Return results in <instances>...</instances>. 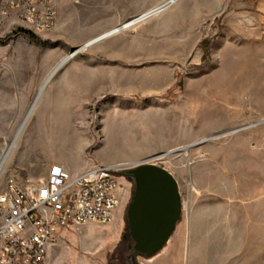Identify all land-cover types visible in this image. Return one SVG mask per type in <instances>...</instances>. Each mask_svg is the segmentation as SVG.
<instances>
[{
  "label": "rangeland",
  "instance_id": "374dc122",
  "mask_svg": "<svg viewBox=\"0 0 264 264\" xmlns=\"http://www.w3.org/2000/svg\"><path fill=\"white\" fill-rule=\"evenodd\" d=\"M163 1L64 2L50 32L14 17L0 28V161L14 144L0 187L45 179L56 164L72 176L122 167L113 222L64 230L47 264H264V0H182L80 51ZM60 109L69 127L52 122ZM148 114L160 117L142 125ZM165 122L138 148L114 128L150 136ZM140 164L167 171L181 204L150 257L134 252L128 224L135 183L126 175ZM226 237L231 253L205 261L201 243Z\"/></svg>",
  "mask_w": 264,
  "mask_h": 264
},
{
  "label": "built area",
  "instance_id": "2783aa9c",
  "mask_svg": "<svg viewBox=\"0 0 264 264\" xmlns=\"http://www.w3.org/2000/svg\"><path fill=\"white\" fill-rule=\"evenodd\" d=\"M64 2L78 0H0V28L14 17L34 32H50ZM121 168L98 164L72 176L56 164L38 181L10 177L0 187V264H47L64 230L111 224Z\"/></svg>",
  "mask_w": 264,
  "mask_h": 264
},
{
  "label": "water",
  "instance_id": "95a60500",
  "mask_svg": "<svg viewBox=\"0 0 264 264\" xmlns=\"http://www.w3.org/2000/svg\"><path fill=\"white\" fill-rule=\"evenodd\" d=\"M126 176L135 183L128 210L133 249L140 256L150 257L169 241L180 219L177 184L167 171L153 165L140 164Z\"/></svg>",
  "mask_w": 264,
  "mask_h": 264
},
{
  "label": "crops",
  "instance_id": "0c3cea01",
  "mask_svg": "<svg viewBox=\"0 0 264 264\" xmlns=\"http://www.w3.org/2000/svg\"><path fill=\"white\" fill-rule=\"evenodd\" d=\"M51 114H52V112L50 111V115ZM57 115H59V117H57ZM123 117H127V116L124 115ZM159 117L160 116L157 117L154 114L153 115L152 114H148L143 119L144 122H143L142 125H148V124L149 125H153L154 122ZM71 118H72V116L69 113H67L65 110H62V109H60L58 113H54V111H53V115H51L52 122L56 126H61L62 125V126L69 127V125L71 123ZM114 125H116V124H114ZM165 125H166V122L161 125L163 127L162 129H165V130H163L164 132L163 131L162 132L161 131H157V132L151 133L150 136H142L141 134H139L137 132V130H136V126L131 124V123H125V125H122V126L116 125L114 128L119 129L117 131V135H119L122 138V140H125V141H127L129 143V141L131 139H135L136 140L135 143H138V145L134 146V144H133L132 146L138 148V147H141V146L143 147V146L147 145L149 143V141H151V139L156 138L158 135H161V133H165L166 130H167L165 128ZM68 133H70V132H66L65 134H68ZM235 243L236 242H234V240H232L230 237H226L222 241H219V242L216 241L215 243H211V248H212L211 249V253L212 252L224 253L225 256H227L228 253L229 254L231 253V249L230 248L232 247V245H237ZM217 246H219V249L223 248L224 252L217 251L216 249H213V248H217ZM212 261H214V259Z\"/></svg>",
  "mask_w": 264,
  "mask_h": 264
},
{
  "label": "bare ground",
  "instance_id": "6f19581e",
  "mask_svg": "<svg viewBox=\"0 0 264 264\" xmlns=\"http://www.w3.org/2000/svg\"><path fill=\"white\" fill-rule=\"evenodd\" d=\"M180 1H182V0H165L160 5H158L157 7L149 10L148 12L143 14L142 16L134 18L131 21H129L128 23H126L124 25H121L120 27H118L116 29L110 30V31H108V32H106V33H104V34H102V35H100V36H98V37H96V38H94L92 40H89V42H87L80 51L86 50L87 48H90V47H93V46H95L97 44H100V43L104 42L105 40L115 36L116 34L122 33L124 31L130 29L131 27H133V26H135V25H137V24H139V23H141V22H143V21H145V20H147L149 18L158 17L161 14H163L164 12H167L168 10H170L173 7L177 6L178 3H180ZM75 56H76V54H73L72 56L69 57V60L73 59ZM67 61L68 60L63 61L60 64V66L55 70L54 73H57L59 68L63 67V65H65V63ZM34 108H35V105L33 106L32 110H34ZM135 141H136L135 139H131L129 141V144L130 145L134 144V146L138 145V143H135ZM13 147H14V144L10 148H8L6 151H4L3 157H2V159L0 161V172L3 169L7 159L9 158ZM211 249L212 248H211L210 241L201 243L200 252H201V255L204 256L205 261L209 260L211 258Z\"/></svg>",
  "mask_w": 264,
  "mask_h": 264
},
{
  "label": "trees",
  "instance_id": "16d2710c",
  "mask_svg": "<svg viewBox=\"0 0 264 264\" xmlns=\"http://www.w3.org/2000/svg\"><path fill=\"white\" fill-rule=\"evenodd\" d=\"M23 32L26 33L27 35H30L31 37H33V35L29 31H23Z\"/></svg>",
  "mask_w": 264,
  "mask_h": 264
}]
</instances>
